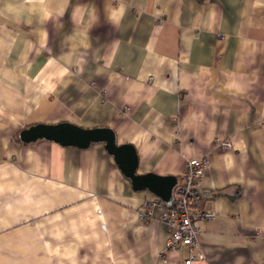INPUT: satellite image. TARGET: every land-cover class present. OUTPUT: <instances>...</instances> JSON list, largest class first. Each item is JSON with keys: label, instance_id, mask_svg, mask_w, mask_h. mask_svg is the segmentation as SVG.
Wrapping results in <instances>:
<instances>
[{"label": "crops", "instance_id": "1", "mask_svg": "<svg viewBox=\"0 0 264 264\" xmlns=\"http://www.w3.org/2000/svg\"><path fill=\"white\" fill-rule=\"evenodd\" d=\"M61 121L138 173L205 155L193 264H264V0H0V264H182L102 142L19 140Z\"/></svg>", "mask_w": 264, "mask_h": 264}, {"label": "built area", "instance_id": "2", "mask_svg": "<svg viewBox=\"0 0 264 264\" xmlns=\"http://www.w3.org/2000/svg\"><path fill=\"white\" fill-rule=\"evenodd\" d=\"M222 149L230 148L228 140L219 139ZM208 164L205 155L187 159L173 188V200L170 205L155 195L149 196L138 210L143 220L157 218L167 229L166 247L182 253L186 251L182 264L205 262V256L197 239L200 223L215 216L211 208L204 206L200 181ZM162 259L164 256L161 255Z\"/></svg>", "mask_w": 264, "mask_h": 264}, {"label": "water", "instance_id": "3", "mask_svg": "<svg viewBox=\"0 0 264 264\" xmlns=\"http://www.w3.org/2000/svg\"><path fill=\"white\" fill-rule=\"evenodd\" d=\"M22 142L39 138L55 141L63 146L86 148L92 143L102 142L104 148L113 156L122 174L127 177L136 190L147 189L170 205L173 188L177 182L175 175H160L151 171L138 173V155L131 143H117L115 133L110 127L84 128L71 122L34 123L20 130Z\"/></svg>", "mask_w": 264, "mask_h": 264}]
</instances>
